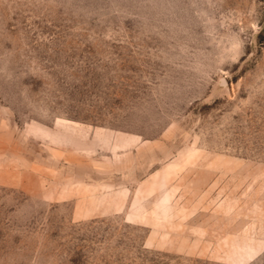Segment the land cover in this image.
<instances>
[{
    "label": "rangeland",
    "instance_id": "1",
    "mask_svg": "<svg viewBox=\"0 0 264 264\" xmlns=\"http://www.w3.org/2000/svg\"><path fill=\"white\" fill-rule=\"evenodd\" d=\"M0 264H264V0H0Z\"/></svg>",
    "mask_w": 264,
    "mask_h": 264
}]
</instances>
